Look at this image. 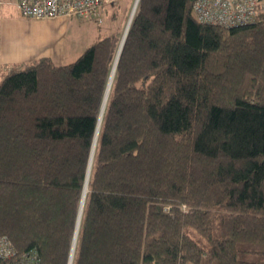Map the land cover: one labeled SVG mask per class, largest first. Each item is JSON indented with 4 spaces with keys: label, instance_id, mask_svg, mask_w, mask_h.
<instances>
[{
    "label": "trees",
    "instance_id": "16d2710c",
    "mask_svg": "<svg viewBox=\"0 0 264 264\" xmlns=\"http://www.w3.org/2000/svg\"><path fill=\"white\" fill-rule=\"evenodd\" d=\"M193 2L138 0L103 110L119 28L3 74L16 255L68 264L75 238L70 264H264V13L226 27Z\"/></svg>",
    "mask_w": 264,
    "mask_h": 264
},
{
    "label": "built area",
    "instance_id": "2783aa9c",
    "mask_svg": "<svg viewBox=\"0 0 264 264\" xmlns=\"http://www.w3.org/2000/svg\"><path fill=\"white\" fill-rule=\"evenodd\" d=\"M119 0H16L19 11L29 18L75 16L101 21L104 6ZM192 12L203 23L230 27L250 23L264 13V0H194ZM0 264H35L33 253L16 255L11 242L0 236Z\"/></svg>",
    "mask_w": 264,
    "mask_h": 264
},
{
    "label": "crops",
    "instance_id": "0c3cea01",
    "mask_svg": "<svg viewBox=\"0 0 264 264\" xmlns=\"http://www.w3.org/2000/svg\"><path fill=\"white\" fill-rule=\"evenodd\" d=\"M130 2L119 0L116 4L105 6L101 10V21L104 14L115 18L118 5L123 6L125 12ZM12 4L14 12H0V73L43 56L49 57L55 64L66 63L63 16L29 18L19 11L16 0ZM108 30L111 32V27Z\"/></svg>",
    "mask_w": 264,
    "mask_h": 264
},
{
    "label": "rangeland",
    "instance_id": "374dc122",
    "mask_svg": "<svg viewBox=\"0 0 264 264\" xmlns=\"http://www.w3.org/2000/svg\"><path fill=\"white\" fill-rule=\"evenodd\" d=\"M15 0H1L0 3V12H14V5L12 4ZM135 0H131L127 9L124 12L123 6L118 5L116 8V17L112 19L109 15H103L102 21L97 19H86V18H77L75 16H63V25L62 28L65 30V41H66V57L65 62L69 63L75 60L79 54L85 49V47L93 42L94 40L105 36L110 31L108 30L111 27V31L119 28L122 31L126 26L127 20L133 7ZM9 3V4H8ZM108 30V31H107ZM122 36V34H121ZM121 40V37H120ZM87 44V45H86ZM116 57V56H115ZM115 60V59H114ZM10 68V69H14ZM0 73V77L3 76L6 72ZM101 111V110H100ZM78 222V219H77ZM74 244L71 245L70 256L68 259V264L71 263L72 258V249Z\"/></svg>",
    "mask_w": 264,
    "mask_h": 264
},
{
    "label": "bare ground",
    "instance_id": "6f19581e",
    "mask_svg": "<svg viewBox=\"0 0 264 264\" xmlns=\"http://www.w3.org/2000/svg\"><path fill=\"white\" fill-rule=\"evenodd\" d=\"M136 1V0H135ZM135 1H134V4H135ZM137 3H138V0H137ZM134 4H133V6H134ZM110 5H113V4H110ZM107 6V5H106ZM136 6H137V4H136ZM136 6H135V9H136ZM105 7V6H104ZM103 7V8H104ZM132 9H133V7H132ZM131 9V10H132ZM135 9H134V11H135ZM134 11H133V14H134ZM131 22V21H130ZM130 25V24H129ZM129 28V27H128ZM114 66V65H113ZM112 68H114V67H112ZM113 70V71H112ZM111 71V73H110V76H109V80H108V83H107V86H106V91H105V95H104V99H103V104H102V110H103V108H104V105H105V102H106V99H107V95H108V92H109V88H110V84H111V80H112V76H113V72H114V69H112ZM102 110H101V114H102ZM100 114V115H101ZM98 128V127H97ZM97 135V134H96ZM95 146V145H94ZM92 149V148H91ZM93 152V151H92ZM91 156H92V153H91ZM87 177V176H86ZM85 192H86V185H85V187H84V190H83V194H82V203H81V207H82V204H83V200H84V196H85ZM81 207H80V210H79V216H80V214H81Z\"/></svg>",
    "mask_w": 264,
    "mask_h": 264
},
{
    "label": "water",
    "instance_id": "95a60500",
    "mask_svg": "<svg viewBox=\"0 0 264 264\" xmlns=\"http://www.w3.org/2000/svg\"><path fill=\"white\" fill-rule=\"evenodd\" d=\"M136 4H137V0L135 1V4H134V6H133V9L131 10V12H130V15H129V18H128V20H127V23H126V26H125V28H124V30H123V33H122V36H121V40H120V43H119V47H118V50H117V53H116V57H115V60H114V66H115V63H116V61H117V58H118V55H119V52H120V49H121V45H122V43H123V41H124V38H125V36H126V33H127V30H128V27H129V24H130V21H131V19H132V16H133V11H134V9H135V6H136ZM113 66V67H114ZM115 68V67H114ZM114 68H112V69H114ZM113 71V70H112ZM111 71V72H112ZM77 224H78V222H77ZM75 243V238H74V241H73V244Z\"/></svg>",
    "mask_w": 264,
    "mask_h": 264
}]
</instances>
